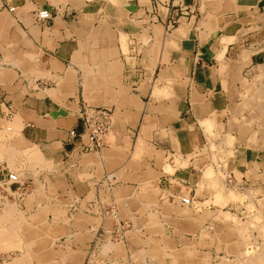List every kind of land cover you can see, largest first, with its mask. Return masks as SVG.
I'll list each match as a JSON object with an SVG mask.
<instances>
[{
    "label": "crops",
    "instance_id": "crops-1",
    "mask_svg": "<svg viewBox=\"0 0 264 264\" xmlns=\"http://www.w3.org/2000/svg\"><path fill=\"white\" fill-rule=\"evenodd\" d=\"M43 8L53 14L46 26L35 22ZM8 104L16 110L9 143L34 147L58 167L54 174L45 171L56 186L48 200L40 191L30 207L26 200L17 206L37 215L34 230L53 225L54 232L67 228L60 238L83 239L45 249L68 253L73 262L65 264H89L99 252L89 243L92 230L114 225L113 217L100 215L97 200H117L128 210L124 218H131V200H145L142 190L153 187L161 208L168 201L180 209L181 196L189 195L199 205L195 211L218 214L224 200H213L212 178L205 176L212 138L251 142L233 154L228 174L236 179L237 172L264 191V0H0L1 135ZM85 104L111 109L113 127L101 151L81 154L85 137L71 140L69 131L82 130L78 112ZM220 145L218 156H228L229 146ZM105 174L112 175L111 192L97 186ZM251 203L264 220V200ZM71 204L77 205L72 214ZM55 206L65 214H54ZM243 207L229 213L241 219ZM158 213L163 217L162 209ZM194 213L185 218L189 225L197 220ZM17 219H3L1 226L11 229ZM197 234H187L189 251L218 253L216 264L242 263V238L200 249ZM139 252L143 248L132 251ZM48 259L45 264H53Z\"/></svg>",
    "mask_w": 264,
    "mask_h": 264
},
{
    "label": "rangeland",
    "instance_id": "rangeland-1",
    "mask_svg": "<svg viewBox=\"0 0 264 264\" xmlns=\"http://www.w3.org/2000/svg\"><path fill=\"white\" fill-rule=\"evenodd\" d=\"M10 124L8 122L5 131L2 132V135L0 134V168L5 167L17 171L21 179L25 178L27 181H31L34 174L37 185L32 184V188L24 198L21 197L19 200H12L11 197L6 198L0 192V264H45L46 257L51 258L53 264H65L70 260L72 261L68 253H49L45 249L49 246L54 247V245L71 247V244L83 239H80V237L75 239V235L60 238L59 234L65 232L67 228L54 232L53 225H46L40 230H34L32 221L37 218V215L29 214L27 210H21L17 206L26 200V205L30 207L35 197L34 194L40 191L43 199L48 200V192L55 193L54 188L56 186L51 183L45 171L47 169L52 170L51 172L54 174L58 167L56 168L53 164L42 160L38 155V150L34 147L12 146L9 139L16 132L12 129L7 130L8 127L13 128L14 125ZM218 140L216 138L210 140L212 161L208 160V164L205 161L209 157L207 155L209 146L201 151L204 155H207L204 158V163L208 165L206 166L205 176L212 178L210 187L215 188L216 193L213 200H224L222 204L219 203L218 214L206 212L204 208L195 211L196 208L184 205L177 209L168 205V201L161 208L156 204L155 198L157 197H153L159 192L158 189L153 190V187L151 189L144 188L142 191L145 195L140 191L142 195L139 196H143L145 200H140L136 195L135 200L130 202L131 209L136 212L132 214L131 218H124L128 210H123V206H119V202L116 200L117 213L113 217L114 225L110 228L97 226L95 230H92L94 236H90L89 243L91 247H94L97 251L99 250V252H95L93 259H88L89 264H216L215 262L219 258L218 253L204 254L198 251H189V246L193 243L192 240L189 242L188 238L190 236L187 234L195 231L200 232L199 238L197 234L198 239H196V244L202 247H199L200 249H204L205 246L215 247L222 243H227L226 246L234 245V240L238 237L239 240L243 239L242 242L247 247V251L242 255V263L237 264H264V253L260 252V247L264 246V220H262L261 215L257 216L255 214L256 208L251 203V200H264V191L261 193L262 190L260 191L254 182L246 178L242 179L241 174L237 172V178L230 184L227 182V174L232 169L231 159L233 154L241 152V150L244 151L246 147L249 148L251 142L242 140L239 137L236 139V137H230L229 135L223 138L219 136ZM219 143H221L220 146L222 144L229 146L227 149L228 156H218L217 151L219 148L216 145H219ZM219 152H222V150H219ZM168 159L166 168L171 170L172 163L170 158ZM213 165L215 168L217 167L216 171ZM222 168H224L223 171ZM184 192V194H187L186 191ZM26 196L28 197L26 198ZM49 201L56 202L55 205L59 202V200ZM143 203H146V205ZM207 204L208 202L205 203V206ZM241 205H246L245 209L243 207L240 210L241 213L244 210L241 219L229 213L233 208L239 210ZM161 209L163 217H160L158 213ZM51 211L57 215L66 212L58 209V206H55L54 210ZM98 211L100 212V207ZM193 212H195L197 220L189 225L185 218H191ZM175 213L181 214L180 219L175 220V216L178 217L174 215ZM15 214H17L18 219L10 227L11 229L1 226L3 219L14 217ZM192 217L194 216L192 215ZM207 221H214V224L210 222L207 225L208 228L211 227L209 231L212 233L210 234H208V228L205 227ZM178 228L184 231L179 232ZM218 233H222L225 242L223 239L221 242ZM211 234L212 241L210 239ZM204 239L210 240V243H205ZM255 246L257 248L254 249ZM130 248L131 251H129ZM134 248H143V252L132 253ZM177 248L181 249L178 250ZM127 255H131V257H127ZM224 259L230 261V257L225 256Z\"/></svg>",
    "mask_w": 264,
    "mask_h": 264
},
{
    "label": "built area",
    "instance_id": "built-area-1",
    "mask_svg": "<svg viewBox=\"0 0 264 264\" xmlns=\"http://www.w3.org/2000/svg\"><path fill=\"white\" fill-rule=\"evenodd\" d=\"M7 9L11 13H15L16 8L14 6H7ZM53 14L50 9L43 8L38 10L35 13V22L38 25L46 26L49 21L52 19ZM178 23V20L175 19L170 21L167 30H171ZM38 88H41L38 83ZM45 88V87H44ZM43 88V89H44ZM12 104L7 105V111L5 112L4 118L7 122H10L16 111L14 110ZM78 118L80 120L82 130L80 132L77 129L73 128L69 131V138L71 140L85 137L84 142H80L78 145L79 153H91L101 151L106 144V137L113 127V112L111 109L106 107H96L89 104H85L78 112ZM7 130H11V127H8ZM228 184L232 183L234 176L232 174H227ZM34 174L31 177V181H27L25 178L21 179L20 174L17 171H12L9 168L3 171L0 170V192L4 196L11 197L12 200H19L24 198L26 193L32 188L31 185L34 184ZM111 174H105L97 182V186L106 187L107 191L111 192ZM45 181V180H44ZM46 182V181H45ZM100 188H97L98 191ZM100 199V198H98ZM181 203L185 206L199 207L198 203L195 201L194 197L189 195H183L180 198ZM100 204V215L112 216L115 217L116 211V200H110L107 205H104L102 200H97ZM77 209L76 204H71V214Z\"/></svg>",
    "mask_w": 264,
    "mask_h": 264
},
{
    "label": "bare ground",
    "instance_id": "bare-ground-1",
    "mask_svg": "<svg viewBox=\"0 0 264 264\" xmlns=\"http://www.w3.org/2000/svg\"><path fill=\"white\" fill-rule=\"evenodd\" d=\"M89 162H91V161H89Z\"/></svg>",
    "mask_w": 264,
    "mask_h": 264
}]
</instances>
